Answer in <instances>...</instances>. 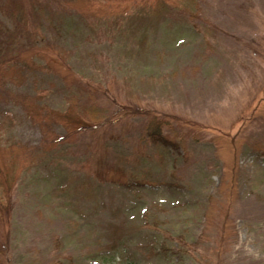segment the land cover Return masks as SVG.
Returning a JSON list of instances; mask_svg holds the SVG:
<instances>
[{
    "label": "rangeland",
    "instance_id": "rangeland-1",
    "mask_svg": "<svg viewBox=\"0 0 264 264\" xmlns=\"http://www.w3.org/2000/svg\"><path fill=\"white\" fill-rule=\"evenodd\" d=\"M0 20L22 55L0 66V264H264V0H0Z\"/></svg>",
    "mask_w": 264,
    "mask_h": 264
},
{
    "label": "trees",
    "instance_id": "trees-1",
    "mask_svg": "<svg viewBox=\"0 0 264 264\" xmlns=\"http://www.w3.org/2000/svg\"><path fill=\"white\" fill-rule=\"evenodd\" d=\"M21 7H22V5L19 6L18 11H17V13H19V14H23V13H21ZM5 8H7V7H5ZM16 39H17L16 29L10 27L6 22L0 20V66L2 68L9 67V65H12L13 63L18 62V61H20V59H22V55L21 54H15L13 49L11 48L13 42ZM14 66H12V67H14ZM149 121H151V119ZM147 127H149V124ZM161 129H162V126L157 125V126H155V128L153 130H151L150 139H152L155 144H160V142H165V138L163 137V135L161 134V131H160ZM77 133L82 135V134L87 133V132L86 131H79ZM96 144H97V142H96ZM89 146H91V143L86 144V147H89ZM94 154L95 155H93L91 158H93V160H94V169L96 171L102 170L103 165L113 166L112 163H108L105 161V157L103 156V153L96 152ZM118 169H120L123 172V174H125V172L123 171V169L121 167ZM97 178L103 179L102 176L97 177ZM2 198H3V196H2ZM2 198L0 197V215H1L0 218L3 219V211L8 212L9 206ZM179 240L181 242L182 249L188 248L191 246V245L187 244L186 242H184L183 239H179ZM3 255H5L4 249L0 243V257H2Z\"/></svg>",
    "mask_w": 264,
    "mask_h": 264
}]
</instances>
